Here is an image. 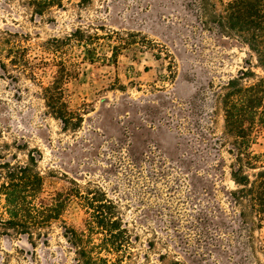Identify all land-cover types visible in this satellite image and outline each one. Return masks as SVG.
Listing matches in <instances>:
<instances>
[{
	"label": "rangeland",
	"instance_id": "1",
	"mask_svg": "<svg viewBox=\"0 0 264 264\" xmlns=\"http://www.w3.org/2000/svg\"><path fill=\"white\" fill-rule=\"evenodd\" d=\"M215 1L220 7L229 0ZM76 3L64 1L63 9L38 16L26 0H0V31L26 35L32 56L49 38L77 28L103 27L129 41L115 63L79 58L76 76L65 84L70 108L83 114L75 131L47 113L38 85L0 70V131L4 141L27 147L11 148L18 159L24 161L28 149L38 151L42 196L72 191V181L83 192L99 186L131 237L123 253L107 254L115 264H264V223L254 231V246L237 243L231 157L216 143L223 130L216 95L246 66L247 48L204 26L198 0ZM107 43L98 51L109 56L108 45L117 42ZM252 150L263 162L264 129ZM84 205L71 197L63 214L67 225L85 229L90 217ZM62 233L53 223L47 243L1 237L0 264H75Z\"/></svg>",
	"mask_w": 264,
	"mask_h": 264
},
{
	"label": "trees",
	"instance_id": "2",
	"mask_svg": "<svg viewBox=\"0 0 264 264\" xmlns=\"http://www.w3.org/2000/svg\"><path fill=\"white\" fill-rule=\"evenodd\" d=\"M64 1L72 2L26 0V4L34 15L43 16L53 8L63 9ZM91 1L77 0L76 4L86 6ZM197 10L204 26L214 27L248 50L246 66L230 77L216 95L223 121L216 143L231 157L229 175L234 188L229 191V198L236 209L237 243L241 247L254 246V231L264 223V161L252 150L264 129V0H229L221 2L220 7L215 0H198ZM98 29L105 30L101 27L91 32L77 28L66 36L49 38L39 45L40 54L33 56L29 46L24 45L26 35L0 31L2 74L13 80L16 76L12 71L17 72L38 85L47 113L59 120L66 131L77 130L83 121L81 109L70 108L65 88L66 82L76 76L81 61L115 63L118 52L129 43L118 31L99 34ZM113 40L117 43L108 45L109 56L99 53L98 49ZM73 46H78L80 53H73ZM43 74L49 76L48 81L41 79ZM11 148L27 149L16 141H4L0 131V238L26 236L32 245L39 240L47 243L48 231L53 223H59L62 236L75 254V264H115L107 254L118 256L131 244L130 233L116 203L99 186L83 192L75 181L71 182L72 191L43 197L44 177L38 166V151L28 149L23 161ZM73 196L83 201L89 210L90 219L83 230L67 225L63 218ZM221 224L226 227L223 222L216 225L221 228ZM97 234L101 236L99 241L94 240ZM169 264L180 263L175 260Z\"/></svg>",
	"mask_w": 264,
	"mask_h": 264
}]
</instances>
